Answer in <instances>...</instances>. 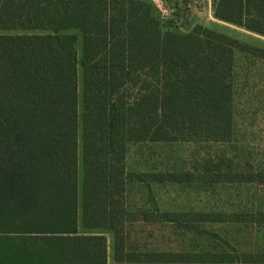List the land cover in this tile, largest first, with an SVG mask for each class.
<instances>
[{"label":"trees","instance_id":"trees-1","mask_svg":"<svg viewBox=\"0 0 264 264\" xmlns=\"http://www.w3.org/2000/svg\"><path fill=\"white\" fill-rule=\"evenodd\" d=\"M213 15L264 36V0H213ZM234 50L264 59L200 26L163 31L144 0H0V264H107L106 236L79 225L112 233L114 264L226 261L126 249L125 155L129 142L230 141Z\"/></svg>","mask_w":264,"mask_h":264},{"label":"rangeland","instance_id":"rangeland-1","mask_svg":"<svg viewBox=\"0 0 264 264\" xmlns=\"http://www.w3.org/2000/svg\"><path fill=\"white\" fill-rule=\"evenodd\" d=\"M144 1L151 4L163 31L188 34L200 26L264 50V36L215 18L213 0ZM159 3L170 11L169 18L160 17ZM76 50L80 60V37ZM233 57L230 141L129 142L126 146V206L135 214V221L125 225L126 249L226 260L155 264H264V183L212 181L217 173L224 178L264 172V59L240 50H234ZM78 80L80 100V64ZM78 159L80 182V142ZM168 174L187 175L191 181H151V176ZM79 233L89 231L79 225ZM245 255L259 261L245 262ZM107 264H114L112 248Z\"/></svg>","mask_w":264,"mask_h":264},{"label":"crops","instance_id":"crops-1","mask_svg":"<svg viewBox=\"0 0 264 264\" xmlns=\"http://www.w3.org/2000/svg\"><path fill=\"white\" fill-rule=\"evenodd\" d=\"M89 231V233L92 234H103L106 236L107 239V254L108 251L110 250V248H112L113 251V235L109 230H105V229H97V230H87ZM133 264L134 262H126L125 264ZM157 262H152V263H141V264H155ZM134 264H140V263H134Z\"/></svg>","mask_w":264,"mask_h":264},{"label":"built area","instance_id":"built-area-1","mask_svg":"<svg viewBox=\"0 0 264 264\" xmlns=\"http://www.w3.org/2000/svg\"><path fill=\"white\" fill-rule=\"evenodd\" d=\"M158 7V13L160 15V17L165 20L167 18H169L170 16V11L164 6V5H161L160 3L157 5Z\"/></svg>","mask_w":264,"mask_h":264}]
</instances>
